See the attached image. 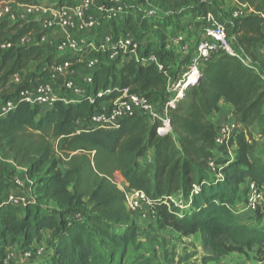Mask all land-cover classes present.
Returning a JSON list of instances; mask_svg holds the SVG:
<instances>
[{"label": "trees", "instance_id": "16d2710c", "mask_svg": "<svg viewBox=\"0 0 264 264\" xmlns=\"http://www.w3.org/2000/svg\"><path fill=\"white\" fill-rule=\"evenodd\" d=\"M56 1L63 4L70 0ZM148 2L151 8L139 17L137 12H125L123 24L118 19H102L113 23V38L129 33L140 46L137 58L125 54L108 60L107 51L93 53L100 62L93 72L91 93L128 87L161 107L168 99L169 81L186 69L192 54L179 61L180 69L184 67L180 73L169 72L163 62L171 57V52L165 50L167 28L178 26L186 13H191L202 29L203 17L211 13L224 24L231 46L249 62L226 52L214 53L200 66L197 81L185 87L169 108L171 132L165 135L158 134V123L143 114L122 118L111 128L89 124L100 102L119 97V92L94 102L85 96L52 106L17 102L0 117V264H111L112 259L104 260L96 250L95 233L115 248L135 239L124 193L112 181L114 173L124 179L126 190L145 193L161 226L183 236L200 232L205 244L216 252L241 251L242 246H251V241L243 238L245 227L236 223L228 205L246 178L264 185V162L254 152L249 130L257 127L264 134V73L258 70L260 61L253 48L264 40V0H235L253 10L237 17L223 14L208 0ZM153 8L160 14L149 15ZM27 34L40 36L36 21L0 22V42H15ZM148 34L155 35L157 41L151 42ZM83 50L59 53L41 43L13 45L5 50L0 47V100L17 99L21 89L32 86L36 79L47 80L52 66L73 61L82 56ZM149 53L157 56L162 70L153 63H143ZM31 62L42 64L40 72L12 83L13 75L23 73ZM261 62L264 64L263 59ZM61 80L59 77L57 83ZM221 101L233 107V118L239 125L229 141L234 139L236 145L235 158L229 164L215 159V152L225 150V146L215 144L217 127L209 120L212 113L220 110ZM149 150L150 157L143 159ZM220 164L224 178L211 172V165ZM18 168L23 169L30 180L29 187L37 194V202H27L24 207L7 202L16 190L11 178ZM177 194L189 196V209L181 210L175 204L173 196ZM42 201L54 203L58 213H49ZM80 209H88L90 227L80 218L69 217ZM43 229H52L54 234V255L50 260L26 263L7 254L6 249L16 244L25 252L33 241L40 242ZM248 232L250 236L253 231Z\"/></svg>", "mask_w": 264, "mask_h": 264}, {"label": "built area", "instance_id": "2783aa9c", "mask_svg": "<svg viewBox=\"0 0 264 264\" xmlns=\"http://www.w3.org/2000/svg\"><path fill=\"white\" fill-rule=\"evenodd\" d=\"M14 5L20 6L23 8V11L17 13L13 9ZM240 6L242 10L235 13L233 17L253 11L246 4H241ZM125 12V6L118 0H75L52 5L40 3L21 4L6 0L0 3V22L3 20L9 22L29 21L28 18L30 16L39 14L41 17L33 18L32 20L37 22L40 36L36 37L32 34H27L15 42L3 40L0 42V47L5 50L13 45L25 46L41 43L52 46L59 53L79 52L86 45H90V42L83 35L94 29L98 25L99 20L119 19ZM203 19L205 26L202 29V37L197 41L196 48L190 55L186 69L177 79L169 81L167 90L171 92V96L158 109L145 96L131 91L128 87H113L98 91L96 94L91 93L90 86L93 84V72L100 62L99 56L92 53L90 56L82 57L85 69L82 85H78L72 80V62L65 60L51 67L47 80H39L32 86L21 89L17 99L0 100V117L13 109L17 102L30 105L52 106L58 101L64 104L71 103L76 100L75 98L80 96H85L87 100L94 102L96 98H103L104 96H109L112 92H119V97L115 99L109 98L100 102L97 109L90 115L89 124L111 128L115 127L122 118L143 114L148 116L150 121L158 123L156 129L158 134H168L171 132V122L168 114L169 108L182 95L185 87L197 81L200 76V66L214 53L219 51L226 52L232 56H236L245 63L249 62L231 46L223 23L215 19L211 13H207ZM53 31L61 33V37L57 42H53L50 38V34ZM72 32H75L76 35L72 34ZM79 34H82L81 38L78 37ZM262 43L264 44V40ZM139 46V43L131 34L124 33L118 35L116 38H113L112 35H105L99 46L97 45V48L93 47V49L97 52L107 51V59L113 60L125 54H131L137 58ZM182 48L188 54V43ZM262 59L264 61V51ZM143 63H153L159 70L163 69V64L154 53H149L143 60ZM193 74L196 77L193 78L194 80H191V75ZM59 77H62L60 84L57 83ZM21 81L20 72H17L11 78V82L14 84H18ZM189 82L190 84H188ZM238 128L239 125L234 119L218 126L215 144L218 146L227 145L228 141L233 138L234 134L232 133H236ZM211 166L213 169V165ZM119 180V183H124L126 186L122 177H119ZM16 182L18 181L16 180ZM251 188L253 199L250 206L254 209L255 201L260 197V193H258L254 184H251ZM122 191L128 211H135L143 203L151 204L143 191L126 190L125 187L122 188ZM7 202L11 205H20V198H17L15 194H10ZM23 203L24 205L27 203L25 199H23Z\"/></svg>", "mask_w": 264, "mask_h": 264}, {"label": "rangeland", "instance_id": "374dc122", "mask_svg": "<svg viewBox=\"0 0 264 264\" xmlns=\"http://www.w3.org/2000/svg\"><path fill=\"white\" fill-rule=\"evenodd\" d=\"M6 0H0V3ZM121 2L126 9V12L132 11L137 12L136 15H141L151 8L148 0H118ZM191 3L193 0H189ZM215 6H218L223 14H231L234 16L235 13L242 10V7L235 2V0H208ZM40 4H58L56 0H38ZM14 11L21 13L23 8L20 6H13ZM151 14H160V11L153 8L152 11L148 12ZM224 16V15H223ZM41 15L35 14L30 16L28 19L39 18ZM137 18V17H135ZM123 18L118 19L119 24H123ZM197 19L191 17V13H186L179 20L178 26L169 25L167 28V47L165 50L171 52V57L165 59L163 62L169 66V72H175L176 70L180 73L182 69L179 66V61L187 55L185 49L182 47L188 43V54L194 52L197 41L202 37V24H197ZM113 23H109L99 20L98 25L86 32L85 37L90 45H86L82 51V56L74 59L71 64L72 80L82 85V77L84 76V65L83 56H90V54H98L93 49L97 48V42L102 41L105 35L113 34ZM75 34V32H72ZM61 37L59 31H53L50 34V38L53 42H57ZM79 38L82 34L78 35ZM151 42H155L156 36L148 34ZM148 39V40H149ZM234 47V45H232ZM254 52L259 58L257 64L258 70L264 73V64L261 62L264 44L262 42L254 45ZM101 55V54H100ZM42 64L31 62L27 68L21 73V80L27 77H35V74L39 73L42 69ZM173 81V80H172ZM3 91L0 89V98ZM170 91H166V96L170 97ZM156 108L158 107L154 104ZM234 119L231 115H228L225 121L220 125L227 123L229 120ZM217 125L216 127L220 126ZM249 130L252 132L254 138V152L262 162H264V134H260L257 127H250ZM233 138L236 135L232 133ZM225 145V150L215 152V159L219 162L233 161L235 158V142ZM148 154V152H147ZM147 154L143 159L147 158ZM222 164L219 167H214L211 172L219 178H224L225 174L221 171ZM213 176V175H212ZM119 173L112 175V181L116 183L118 188L122 191L125 187L124 183H119ZM215 178V177H214ZM16 180L18 182H16ZM12 185L15 186L14 194L17 198H20V207H24L23 199L26 202H37V194L32 188L29 187V178L23 172L22 168H18L16 173L11 178ZM123 184V185H122ZM251 184H254L257 188L260 197L255 201L254 209L251 208V202L253 199ZM238 193L236 198L233 200L228 207L231 210L232 216L240 226L245 227L243 238L251 241V246H242L241 251L232 250L227 253H221L214 251L210 246H207L202 238L200 232L193 235L183 236L170 227L161 226L158 221L156 211L153 209L152 204L143 203L135 211H128L130 217V226L134 230V241L127 245H119L117 248L108 240L101 239V237L95 233L94 242L96 250L103 255L104 260L108 261L112 259L111 264H136L138 262H150L151 264H264V185L259 186L253 182L250 178H246L238 187ZM175 204L179 206L181 210L189 209V196L183 194H177L173 196ZM125 203V202H124ZM41 204H45L49 213L57 214V206L52 202L42 201ZM79 213L72 212L69 217H76L82 219V221L90 227L92 223L88 220L89 211L88 209H80ZM67 217V219L69 218ZM93 230V229H92ZM248 231H253L251 235H248ZM94 232V230H93ZM42 239L40 242L33 241L30 248L25 252L20 250V244L8 247L6 249L7 254L10 256H16L21 262L30 263L32 261H47L50 260L54 255V234L52 229H43ZM117 250V251H114ZM115 252V256H113Z\"/></svg>", "mask_w": 264, "mask_h": 264}, {"label": "crops", "instance_id": "0c3cea01", "mask_svg": "<svg viewBox=\"0 0 264 264\" xmlns=\"http://www.w3.org/2000/svg\"><path fill=\"white\" fill-rule=\"evenodd\" d=\"M75 1V0H70ZM258 44V43H257ZM40 79H36V81H39ZM228 115H231L233 117V107L226 102L221 101L220 102V110L218 112H214L209 116V120L214 123L215 126L220 125L225 121ZM152 153V150L148 151L147 158L150 157Z\"/></svg>", "mask_w": 264, "mask_h": 264}, {"label": "bare ground", "instance_id": "6f19581e", "mask_svg": "<svg viewBox=\"0 0 264 264\" xmlns=\"http://www.w3.org/2000/svg\"><path fill=\"white\" fill-rule=\"evenodd\" d=\"M196 77V75H191V80H194L193 78H195ZM190 82H192V81H190ZM190 82L188 83V84H190Z\"/></svg>", "mask_w": 264, "mask_h": 264}]
</instances>
